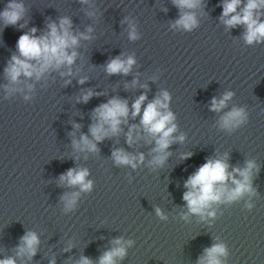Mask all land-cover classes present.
<instances>
[{"label":"water","instance_id":"water-1","mask_svg":"<svg viewBox=\"0 0 264 264\" xmlns=\"http://www.w3.org/2000/svg\"><path fill=\"white\" fill-rule=\"evenodd\" d=\"M17 2L26 9L23 19L7 27L0 21V259L77 264L86 256L98 264L114 246L112 241L122 238L132 244L116 264H197L215 243L227 247L223 264H264V43L248 45L244 26L228 29L221 22L223 0H203L194 10L198 26L192 31L172 27L180 15L172 0ZM7 3L0 0V11ZM65 16L72 21L73 33L92 28L91 39L81 40L75 49L73 75L62 76L67 71L62 67L39 81L21 76L12 84L5 68L12 55H18L19 36L32 28L42 35L49 22L58 24ZM125 18L135 22L138 39H129ZM122 54L134 57L131 72L107 74V62ZM6 85L16 91H7ZM88 89L99 95L78 102ZM161 91L171 96L174 137L184 135L182 142L171 144L167 150L171 155L162 167L149 165L155 141L126 143L125 133L130 125L139 124V117L129 116L118 136L97 143L96 153L74 149L71 133L77 140L82 134L91 139L92 113L100 104L119 97L131 108L146 94V106ZM229 91L234 95L227 107L211 111L212 99ZM233 107L245 109L247 122L231 131L220 128V117ZM116 148L143 153L144 163L136 169L117 166L112 160ZM187 153L191 156L182 159ZM225 153L229 171L243 168L246 160L255 161L256 195L213 204L209 209L215 211L213 217L189 214L183 200L185 181L207 159ZM70 168H87L93 188L80 192L76 206L65 211L61 197L79 191L59 181ZM156 208L166 219L157 216ZM28 231L40 240L31 259L16 254Z\"/></svg>","mask_w":264,"mask_h":264},{"label":"clouds","instance_id":"clouds-1","mask_svg":"<svg viewBox=\"0 0 264 264\" xmlns=\"http://www.w3.org/2000/svg\"><path fill=\"white\" fill-rule=\"evenodd\" d=\"M81 3L88 4L89 0H81ZM172 3L180 10V15L172 24L173 28H181L185 31H192L198 26V20L195 9L201 7L203 0H172ZM221 22L228 28L244 26L243 39L246 44L264 43V0H223ZM166 11V9H165ZM26 9L24 4L17 0H8L3 11H0V21L5 27L17 25L24 17ZM89 16L95 15L94 12H88ZM128 23L129 39L136 40L139 38L136 24L134 21L125 18ZM23 27V25H21ZM72 21L69 17H61L59 23L49 22L47 31L37 36L36 28H32L30 32H26L19 36L17 41V54H13L11 60L5 68V74L12 84L19 82L20 77L35 78L39 81L45 74L51 71H58L62 67H66V72H61L62 76H71L72 65L75 63L78 52L75 50L81 40H89L92 28L89 27L87 32L73 33ZM136 63L133 56L123 58L117 56L111 59L104 67L109 75L124 74L131 72L133 65ZM87 77L79 80L80 84H84ZM66 84L71 83L70 80L65 81ZM137 81L132 82L135 86ZM31 90L32 85H29ZM147 87V85H141ZM9 92L16 89L5 86ZM94 93L91 89L83 91L77 98L78 102L87 103ZM233 92H225L221 98H213L210 110L221 112L227 107V103L231 100ZM30 97L26 96L25 99ZM147 100L146 94H141L134 100L129 107V103L125 99L113 97L106 103L100 104L93 110V123L89 127L91 139L88 135H81L77 140L75 133L73 136V147L79 152L99 151L97 143L106 138L118 136L122 131V124H128L129 116L132 119L140 118L139 124H132L125 133L126 143L131 146L140 139L152 143L155 141V147L152 148V159L149 165L152 167H162L168 157L171 155L167 150L175 142V140L183 141L184 135L174 137L177 131L175 114L169 110L171 96L167 91H161L153 100ZM247 113L244 108L233 107L220 117L219 126L222 129L233 130L239 128L247 122ZM75 129H79V124H74ZM143 133V135H142ZM191 153L184 154L182 159H187ZM227 153L217 158H209L199 168L191 174L184 183L187 189L183 193V200L189 214L199 215L201 219L205 216H215V211H209L213 204L232 203L240 200L245 195L254 196L256 190L252 186V178L254 171L258 172L259 168L254 160H246L245 166L235 167L229 171L230 165L227 162ZM112 160L117 166H130L136 169L140 164L144 163L145 156L143 153L133 155L125 151L123 148H116L112 151ZM89 170L87 168H70L65 174L59 178L61 184L68 187H78V192L65 193L61 200L65 211L72 210L77 203L80 192H90L93 188V182L88 179ZM231 182L232 187L229 186ZM249 210L252 204L246 205ZM157 216L166 219L160 208L155 209ZM185 219L187 216L185 215ZM40 243L38 235L33 231L26 232L17 247V256L27 255L29 259L35 256L37 247ZM113 247L105 251L100 256L98 264H116V259H123L127 252V246L132 241H124L117 238L112 241ZM71 247V245H70ZM67 250V249H66ZM228 255L227 247L223 243H215L211 247L204 250L197 264H223L221 257ZM0 264H16L13 257L0 259ZM55 264V261H50ZM77 264H93V261L81 256Z\"/></svg>","mask_w":264,"mask_h":264}]
</instances>
